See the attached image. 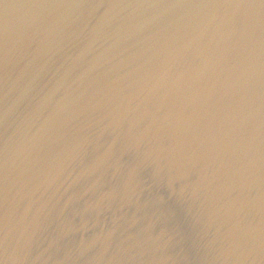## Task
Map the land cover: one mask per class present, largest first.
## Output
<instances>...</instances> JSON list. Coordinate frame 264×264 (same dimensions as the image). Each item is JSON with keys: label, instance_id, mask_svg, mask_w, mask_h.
<instances>
[{"label": "water", "instance_id": "1", "mask_svg": "<svg viewBox=\"0 0 264 264\" xmlns=\"http://www.w3.org/2000/svg\"><path fill=\"white\" fill-rule=\"evenodd\" d=\"M0 264H264V0H0Z\"/></svg>", "mask_w": 264, "mask_h": 264}]
</instances>
